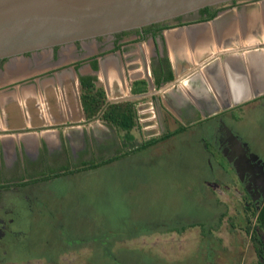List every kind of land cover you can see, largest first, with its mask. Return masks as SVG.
Instances as JSON below:
<instances>
[{"label": "crops", "instance_id": "obj_1", "mask_svg": "<svg viewBox=\"0 0 264 264\" xmlns=\"http://www.w3.org/2000/svg\"><path fill=\"white\" fill-rule=\"evenodd\" d=\"M215 10L143 38L132 31L0 60V185L37 181L69 159H111L112 145L133 137L112 118L129 106L138 116L143 103L155 102L164 135L202 119L213 133L223 120L250 145L243 123L264 126V0ZM156 52L171 69H153ZM101 92L104 102L94 100Z\"/></svg>", "mask_w": 264, "mask_h": 264}, {"label": "rangeland", "instance_id": "obj_2", "mask_svg": "<svg viewBox=\"0 0 264 264\" xmlns=\"http://www.w3.org/2000/svg\"><path fill=\"white\" fill-rule=\"evenodd\" d=\"M143 107L132 141L112 145L110 161L33 187L39 199L22 224L26 248L10 249L11 259L20 264L27 259L50 264L54 258L58 262L52 264H260L252 238L255 216L244 207L247 195L236 171L213 144L212 121L202 119L147 145L148 129L157 127L148 128L151 118ZM259 124L246 121L242 134L264 160ZM16 202L21 215L28 214L25 201Z\"/></svg>", "mask_w": 264, "mask_h": 264}, {"label": "water", "instance_id": "obj_3", "mask_svg": "<svg viewBox=\"0 0 264 264\" xmlns=\"http://www.w3.org/2000/svg\"><path fill=\"white\" fill-rule=\"evenodd\" d=\"M233 0H0V60L56 46L110 36L189 16L208 6ZM145 66L148 68L147 61ZM229 140L246 153L248 144L222 120ZM235 154L228 157L241 180L245 170ZM245 156V155H244ZM251 157V158H250ZM247 161L264 162L256 153ZM249 189V187H248Z\"/></svg>", "mask_w": 264, "mask_h": 264}, {"label": "flooded vegetation", "instance_id": "obj_4", "mask_svg": "<svg viewBox=\"0 0 264 264\" xmlns=\"http://www.w3.org/2000/svg\"><path fill=\"white\" fill-rule=\"evenodd\" d=\"M253 1L255 0H233L230 2H225L216 5V7L221 9L222 8L228 9L233 7L241 8L243 4ZM198 14L200 16L202 15V17L208 16L207 12L202 13L201 10L198 12ZM153 28H156V26H153ZM161 31L150 30L146 32V29H142L141 33L144 35L159 34L158 32ZM115 35H117V33L112 36L115 37ZM168 64L166 62L165 57L160 58L159 53H157L156 56H154L152 58V61L150 62V65L153 67V69H157V67H160L163 71H165V68L171 69V65ZM148 111L152 113H149ZM143 112L146 118L149 119L151 118V120L147 122L148 128L157 127V129L156 128L150 130L148 129L149 135L144 142H148L151 139L154 138L157 139L163 136L164 135L163 125L161 119L158 118L156 114L155 102H152L150 105L146 104L143 107ZM155 117L157 118L156 122L152 121V119ZM221 121L222 120H220V123L217 126V130H215L216 132L213 133L211 132L210 137L213 138V144L216 145L217 149L219 150L222 161H224L225 163H230L233 166V169L236 171L234 167V162H230L228 160V157L230 155L235 154L234 155L235 158L233 161L238 160L237 163H239L241 168L245 170L244 180L240 179V184L243 186L245 195H247V197L244 196L243 198V200L245 201L244 207L247 210L248 208H252L257 212L255 218L257 224L256 232L259 235V237L262 239V241H264V168L260 170L259 166L261 165V163L257 164L258 160L247 161L244 159L246 156L250 157L251 153H256V152L252 150L250 145L247 143L248 148L245 147V150L246 149L248 150H246V153H243L232 140L231 141L229 140L230 136L228 135L226 130L220 128ZM233 132L236 136H238L240 140L244 141L239 137V135L234 130ZM259 158L261 159L260 156ZM262 161L264 162V160ZM65 163L67 164L64 165L66 167H63L60 170L51 167L50 169L51 173L45 177H40L37 181L33 180L28 182H16V183L0 185V250L4 246H6L3 251L4 252L3 255L2 253L0 254V264H20L18 263L19 260L16 261V259L10 258L8 251L10 249L13 250V248L16 249H22L24 247L26 248L25 245L22 246L23 245L22 242L26 239V235H27L26 231L22 229V224L24 223L23 221H25L26 218H30L32 216L33 202L36 199H39V194L36 192L35 189H33V187L34 186L37 187L39 184H42V182L51 181L53 179L59 178L63 176L65 173L74 172V170L86 171L95 168L94 165L93 166L85 165L84 163L81 164V162L78 163L77 166L72 167L70 165L73 162L70 159L66 160ZM236 174L238 176L237 171ZM16 200L25 201V203L27 204L26 206L27 210L25 212H27L28 214H25L23 216L21 215V211L17 206V202L15 203V205L13 204V202ZM29 257H31V255ZM57 257L59 256L57 255ZM20 260H26V258ZM31 261L32 260L27 259L26 264H30ZM48 261H51L49 262L50 264L58 262L57 258L49 259Z\"/></svg>", "mask_w": 264, "mask_h": 264}, {"label": "trees", "instance_id": "obj_5", "mask_svg": "<svg viewBox=\"0 0 264 264\" xmlns=\"http://www.w3.org/2000/svg\"><path fill=\"white\" fill-rule=\"evenodd\" d=\"M202 10V12H207L208 13V16L206 17L207 19H211V18H213V17H215L216 16V14H217V12H218V10H215V11H210V6H208V7H205V8H203V9H201ZM153 26H156V28H153ZM170 25H168V24H164V23H155V24H152V25H148V26H146V27H144V29H146V32H148V31H150V30H155V31H161L163 28H167V27H169ZM132 31H136V32H141V29H134V30H130V31H123V32H120V33H117V34H127V33H130V32H132ZM145 35H141V37L143 38ZM166 62H167V64L168 65H170V62H169V60L168 59H166ZM100 95H101V97H99L100 99H98V97L96 98V97H93L94 98V100H96V101H98V102H104V94H103V92H101L100 93ZM91 98V97H90ZM87 100V99H86ZM118 105H116L115 107L112 105V107H111V111L113 110V108H115V111H119L120 110V108L119 107H117ZM133 109V107L132 106H129L128 108H127V110H130L129 112L131 113L130 115H124V116H122V115H119V116H116V118H112V120H114V123L117 125V126H119L120 128H122V129H124V130H126L129 134L132 132V129L134 128V127H137V124H138V116H137V114L134 112V110H132ZM126 110V111H127ZM125 111V110H124ZM112 114H113V112H112ZM113 117V116H112ZM128 117H131V121L129 120V118ZM183 130V128H181L180 130H178V131H182ZM177 131V132H178ZM177 132H173V133H168V134H166V135H164V136H162L161 138H160V140H163V139H165V138H167V137H169L170 135H173V134H175V133H177ZM128 141H130V140H128ZM156 142H158V138L156 139V138H154V139H151L150 141H148V142H145L147 145H150V144H154V143H156ZM113 158V157H112ZM111 159H107V160H104V161H102L100 164H98V165H95V167L96 166H99V165H101V164H103V163H106V162H108V161H110ZM250 209H248V211H249ZM251 210H252V212H251V214H252V216L254 217L255 216V218H256V214H257V212L255 211V210H253L252 208H251ZM250 221H251V218H250ZM251 223H252V221H251ZM250 229H251V227L249 226V228L247 229V232H250ZM252 230H253V235H252V238H253V242H254V244H255V247H256V249H257V252H258V256H259V258H260V263L261 264H264V241H262V239L259 237V235L257 234V227H253L252 228ZM258 235V236H257Z\"/></svg>", "mask_w": 264, "mask_h": 264}]
</instances>
